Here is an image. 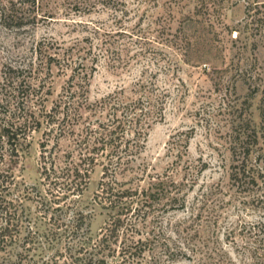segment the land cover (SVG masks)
<instances>
[{"label":"rangeland","instance_id":"obj_1","mask_svg":"<svg viewBox=\"0 0 264 264\" xmlns=\"http://www.w3.org/2000/svg\"><path fill=\"white\" fill-rule=\"evenodd\" d=\"M119 7L126 11L99 2L74 11L66 0L34 7L0 0V120L25 110L44 116L13 149L0 147V168L13 177L8 195L21 211L19 236L32 240L12 243L11 258L21 249V264H60L55 250L63 241L55 244L49 232L52 183L40 174L41 154L52 160L55 133L44 120L52 119V101L71 86L90 102L142 78L168 94L138 161L171 178L185 200L183 208L158 205L157 243L137 264H249L247 242L264 233V201L250 193L264 190V0H123ZM72 67L86 72L83 87L67 80ZM244 128L255 131L245 163L256 177L236 188L229 171ZM66 143L60 137L58 151ZM100 173L95 165L72 203L92 236L107 216L93 195Z\"/></svg>","mask_w":264,"mask_h":264},{"label":"trees","instance_id":"obj_2","mask_svg":"<svg viewBox=\"0 0 264 264\" xmlns=\"http://www.w3.org/2000/svg\"><path fill=\"white\" fill-rule=\"evenodd\" d=\"M19 1L34 7L36 0ZM122 1L66 0V3L78 11L99 2L124 13L126 9L119 7ZM55 58L52 54V62ZM86 79V72L79 75L73 69L67 80L74 87H83L80 82ZM167 94V88L158 87L154 80L138 78L127 91L119 87L90 102L76 89L71 90V86L52 101V119L44 118L48 125L52 123L55 133L52 136V160H43L41 154L40 174L50 178L48 182L52 183L49 232L58 238L55 244L58 240L63 241L61 249L55 250L61 257L60 264H104L108 255L116 257L113 264H137L157 243L158 229L154 219L158 205L162 208L184 207V196L178 194L174 181L168 176L165 179L158 173L146 171L138 161L147 128L163 116ZM43 117L34 114L33 110H25L16 116L9 112L6 117H1L0 147L7 144L13 149L18 138L24 137L22 130L31 122L39 123ZM63 136L68 143L58 151V139ZM250 136H255L253 129L237 131L235 143L241 149L240 158L229 171L231 183L236 188L248 187L256 177L245 163ZM260 161L264 163V156ZM95 165L100 166L101 173L93 195L107 208V216L92 236L88 232L86 214L72 203ZM144 179L145 182L140 183ZM12 183L11 173L0 168V264H21L22 250H16L11 258L9 247L20 239L18 245L32 241L31 238L26 240L24 235L19 236L21 211L18 203L8 195ZM250 193L252 198L264 201V190ZM254 233L247 242L249 264H264V233ZM225 262L220 259L215 264Z\"/></svg>","mask_w":264,"mask_h":264}]
</instances>
